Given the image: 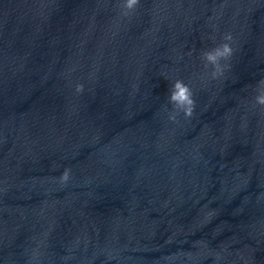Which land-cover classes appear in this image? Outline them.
Listing matches in <instances>:
<instances>
[{
    "label": "water",
    "instance_id": "water-1",
    "mask_svg": "<svg viewBox=\"0 0 264 264\" xmlns=\"http://www.w3.org/2000/svg\"><path fill=\"white\" fill-rule=\"evenodd\" d=\"M262 92L264 0H0V264H264Z\"/></svg>",
    "mask_w": 264,
    "mask_h": 264
},
{
    "label": "clouds",
    "instance_id": "clouds-1",
    "mask_svg": "<svg viewBox=\"0 0 264 264\" xmlns=\"http://www.w3.org/2000/svg\"><path fill=\"white\" fill-rule=\"evenodd\" d=\"M135 2V0H128V6L131 7V5ZM229 48L227 45L223 47V52H221L219 49L215 50L213 53L207 54L206 58L209 61H215L217 56L222 54H227L229 52ZM257 102L264 104V92L259 94L257 97ZM171 102L175 103L178 106H188L185 107V111H190V105L192 103L191 99L189 98V92L188 90L182 86L180 83H177L175 85V91L172 92L170 97Z\"/></svg>",
    "mask_w": 264,
    "mask_h": 264
}]
</instances>
